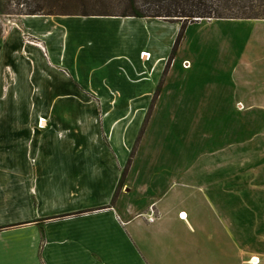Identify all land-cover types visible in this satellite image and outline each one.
<instances>
[{"label": "crops", "instance_id": "1", "mask_svg": "<svg viewBox=\"0 0 264 264\" xmlns=\"http://www.w3.org/2000/svg\"><path fill=\"white\" fill-rule=\"evenodd\" d=\"M96 17L21 15L0 42V108L16 110L0 117V264H167L151 243L171 233L159 223L167 205L151 199L141 210L121 201L126 193L112 203L136 121L106 119L102 129L73 111L83 94L102 110L148 109L168 47L140 49L132 17ZM26 100L37 112L25 113ZM149 206L155 229L141 230Z\"/></svg>", "mask_w": 264, "mask_h": 264}, {"label": "rangeland", "instance_id": "2", "mask_svg": "<svg viewBox=\"0 0 264 264\" xmlns=\"http://www.w3.org/2000/svg\"><path fill=\"white\" fill-rule=\"evenodd\" d=\"M19 17L0 15V42ZM72 19L82 25L107 21ZM132 19L140 49L167 46V59L172 54L171 67L155 77L149 108L102 110L97 97L83 94L78 101L87 104L73 117L102 129L106 119L136 121L117 196L126 193L121 201L141 210L151 199L167 205L159 223L171 233L151 240L163 246L152 249L162 250L167 264H254V257L264 264V19L189 21L174 49L181 22L167 20L174 31L155 20ZM26 103L25 113L37 112L33 101ZM14 112L2 107L0 117ZM180 209L191 227L177 215ZM150 210L158 218L149 206L136 220L141 230L155 229L147 224Z\"/></svg>", "mask_w": 264, "mask_h": 264}, {"label": "trees", "instance_id": "3", "mask_svg": "<svg viewBox=\"0 0 264 264\" xmlns=\"http://www.w3.org/2000/svg\"><path fill=\"white\" fill-rule=\"evenodd\" d=\"M5 14L129 16L181 22L174 49L187 22L198 21L196 18L264 19V0H0V15ZM171 60L172 54L168 58L166 69ZM122 180L123 174L119 183ZM117 189L112 203L117 197Z\"/></svg>", "mask_w": 264, "mask_h": 264}, {"label": "built area", "instance_id": "4", "mask_svg": "<svg viewBox=\"0 0 264 264\" xmlns=\"http://www.w3.org/2000/svg\"><path fill=\"white\" fill-rule=\"evenodd\" d=\"M43 49V48H42ZM44 50V49H43ZM143 54V53H142ZM181 214H182V212L181 213H179V218H181L182 216H181ZM156 215H155V213H154V211L153 210H150L147 214H146V219H147V221L148 222H153L155 219H156Z\"/></svg>", "mask_w": 264, "mask_h": 264}, {"label": "bare ground", "instance_id": "5", "mask_svg": "<svg viewBox=\"0 0 264 264\" xmlns=\"http://www.w3.org/2000/svg\"><path fill=\"white\" fill-rule=\"evenodd\" d=\"M144 56H145V58H146V57H148V54H146V55H144ZM186 64H187V63H186ZM181 216H182L181 219H183V218L185 217V215H184L183 213L181 214ZM257 261H258V258H256V257H254L253 260H252V262H253L254 264H256Z\"/></svg>", "mask_w": 264, "mask_h": 264}, {"label": "water", "instance_id": "6", "mask_svg": "<svg viewBox=\"0 0 264 264\" xmlns=\"http://www.w3.org/2000/svg\"><path fill=\"white\" fill-rule=\"evenodd\" d=\"M195 20H200L199 18H196Z\"/></svg>", "mask_w": 264, "mask_h": 264}]
</instances>
